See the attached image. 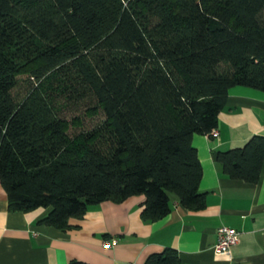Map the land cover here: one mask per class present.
Listing matches in <instances>:
<instances>
[{
    "label": "trees",
    "instance_id": "obj_1",
    "mask_svg": "<svg viewBox=\"0 0 264 264\" xmlns=\"http://www.w3.org/2000/svg\"><path fill=\"white\" fill-rule=\"evenodd\" d=\"M20 75L30 86L18 96ZM235 85L264 91V0H0L8 210L49 207L39 222L61 230L91 205L140 193L144 222L169 214L173 196L200 210L192 138H213ZM212 155L230 178L257 182L264 135ZM178 251L144 262L180 264Z\"/></svg>",
    "mask_w": 264,
    "mask_h": 264
},
{
    "label": "crops",
    "instance_id": "obj_2",
    "mask_svg": "<svg viewBox=\"0 0 264 264\" xmlns=\"http://www.w3.org/2000/svg\"><path fill=\"white\" fill-rule=\"evenodd\" d=\"M218 115V136L197 134L203 174L199 181L207 200L200 210L184 208L173 196L171 211L157 221L144 222L142 193L124 202L91 205L82 218H71L70 229L39 222L48 208L9 211L0 182V264H63L80 259L89 264H145L151 252L166 246L178 249L180 264H264V162L257 182L232 179L222 173L212 150L243 147L252 135H264V91L235 85ZM1 181V179H0ZM239 231L227 254L214 250L216 228ZM118 240L106 247L104 241Z\"/></svg>",
    "mask_w": 264,
    "mask_h": 264
},
{
    "label": "built area",
    "instance_id": "obj_3",
    "mask_svg": "<svg viewBox=\"0 0 264 264\" xmlns=\"http://www.w3.org/2000/svg\"><path fill=\"white\" fill-rule=\"evenodd\" d=\"M211 133L218 136V132H216L215 129H212ZM216 234L217 237L213 251L220 254H227L237 242L240 233L236 228H233L230 225H221L216 228ZM117 240V237H113L112 239L104 241V244L106 247H111Z\"/></svg>",
    "mask_w": 264,
    "mask_h": 264
},
{
    "label": "rangeland",
    "instance_id": "obj_4",
    "mask_svg": "<svg viewBox=\"0 0 264 264\" xmlns=\"http://www.w3.org/2000/svg\"><path fill=\"white\" fill-rule=\"evenodd\" d=\"M19 77L20 79H19L18 86L14 90H15V94H17L18 96H21L24 93L26 94V92H28L30 82H28L27 77L24 75H20ZM63 113L67 115L68 119H70L71 115H73L71 110H66ZM99 118H100L99 115L95 116L94 118L84 117L83 119L84 127H87L88 125L90 126L91 123H95ZM79 130L80 128L72 127L70 128V134H73L75 132L77 133Z\"/></svg>",
    "mask_w": 264,
    "mask_h": 264
}]
</instances>
